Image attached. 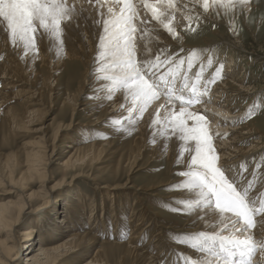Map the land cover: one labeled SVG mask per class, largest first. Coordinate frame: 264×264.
Segmentation results:
<instances>
[{
	"label": "rangeland",
	"instance_id": "1",
	"mask_svg": "<svg viewBox=\"0 0 264 264\" xmlns=\"http://www.w3.org/2000/svg\"><path fill=\"white\" fill-rule=\"evenodd\" d=\"M208 4L209 7L205 9L204 0H196L194 4L181 6L183 11L173 9L169 16L176 17L177 25L171 28V32L167 29L161 34L164 37L163 42L160 43L162 46H154L156 53L151 60L155 59L157 53L168 54L170 59L176 58L177 61L179 57L186 58L191 55L194 67L186 70L190 77V86L193 82L200 85L202 81L210 80L215 75V83H212L204 93L206 97H209L214 86L222 84L246 89L248 94L237 98L236 101L238 106L235 109L246 113L239 119L237 125L248 123L264 134V0H251V5L246 6L240 1L228 3L222 0H209ZM77 9L74 13L76 15L79 14L77 12H81L79 7ZM98 26H88L89 30L87 28L82 32L68 31L71 32L67 33L68 40L74 39L73 43L90 46L89 49L96 54L88 57L86 51L81 58L74 59L76 68L70 72L68 66L71 61H65L58 72L59 79L55 84L48 78L53 74L52 68L47 64L41 66L36 55L42 52L44 61L50 62L49 64L57 60L61 50L58 38L45 33L37 40L40 41L39 47L30 48L25 52L22 44L13 46L5 31L4 23L0 21V61L6 63L9 61L8 64L11 65L15 63L17 67H15L16 71L7 74L9 78H0V92L3 94L1 97L4 98V104L0 105V114L3 115V119L5 117L3 120L0 116V201L24 202L15 227L20 238L25 236V231H31L33 228L29 233L33 236V244H37L39 232L53 233L54 235L50 236L52 241H58L76 227L82 232L90 223L96 227L94 232L100 231L105 235L109 233L106 237L109 241H112L113 237L111 232L117 229L119 236L116 240L126 243L131 225L136 222L134 218L142 213L143 205L148 206L149 209L144 210L143 220V227H146L147 231L139 237V247L146 245L145 249L148 248V252L160 257L161 264H184L185 257L189 258V264L193 260L196 264H200L197 254L194 253L198 250H193L191 247L194 242L193 236L200 231L212 232L219 229L196 228L193 222H188L186 218L192 212L193 206L187 200L179 198L178 192L183 189L182 183L179 187H173L177 184V179L182 177L178 173L187 169L190 161V142L181 141L179 135L174 134L173 128L168 129L165 125L160 126V131L156 130L154 128L156 122L151 123L146 132L139 134L124 126L125 121L115 118L114 113L108 115L103 110H95L94 115L88 116L90 112L85 113L80 110L82 105L79 103L76 104L74 115L71 101H66L82 84L86 69L88 75L85 78L89 86L87 84L85 89H90L92 86L90 82L93 80L92 76L99 74V79L104 80L103 77L110 74L102 70L103 57L96 59ZM172 54H175V57ZM229 63H233L231 67H228ZM26 66H30L38 74L35 84L42 90L37 96L39 99H35L36 103L29 97H27L29 101L25 98L28 82L31 81V74L25 72ZM227 69L229 71L225 72ZM197 73L201 74L202 81L196 80ZM5 82H10V87L3 88ZM199 91L204 90L198 87V94ZM185 93L189 94L187 90H183V94ZM180 94L181 89L178 86L175 95ZM84 97L86 95L81 98ZM204 98L200 97L199 101L191 106L200 104L202 100L209 104ZM209 98H213V95ZM30 102H33V105H27ZM27 109L37 111L31 114L32 123L24 129L25 131L22 128L17 131L10 128L7 122H11L13 118L21 122L23 119L21 114ZM99 116L105 117L104 121L97 126L93 125L91 120ZM64 126H67L63 130L64 135L75 138L76 145L84 148L92 142L99 145L98 156L92 160L86 159L84 164L78 165L75 169H65L57 162L61 158L60 153L62 154L67 147L65 142L58 141L55 145L56 155L48 158L49 160H41L43 166L47 164V180L42 181L39 177L33 176L29 180L20 179L21 181L17 183L11 182L8 177L9 172H12L13 178H18L24 170L27 154L34 151L42 154L45 149H50L56 130ZM85 131L91 135H86ZM260 133H254L247 141L242 140L244 142L240 145L250 149L251 157L242 164L246 163L248 166L247 179L253 185L255 195L264 199L261 195L264 194V146L261 145ZM40 136H44V140H39ZM244 137L246 134H243ZM262 139L264 140V137ZM155 144H157L156 148ZM139 150L142 152L136 162L137 166L132 168L131 164L135 161L134 158ZM232 173L234 177L237 176V170H233ZM241 179L243 177L237 178V183H240ZM157 181L170 183L158 186L154 194H145L136 190L142 184ZM42 182L45 185L42 196L29 200L30 192L37 190ZM105 187L107 189H104ZM173 194L176 195L172 196ZM11 210L14 216L18 212L16 206ZM154 212H159L158 218L153 217ZM133 214L134 216L131 217ZM66 216L70 217L67 219L71 222L67 226L64 220ZM164 223L169 225V228H163L161 225ZM158 230L160 233L155 236ZM224 234L227 235L226 232ZM101 238L94 244L95 246H92L93 248L86 249L85 254L79 250L56 264H84L90 261L95 248L102 242ZM129 256L126 258L111 256L109 261L101 260L100 263H141L139 256L137 258ZM18 259L19 264L25 263L22 255Z\"/></svg>",
	"mask_w": 264,
	"mask_h": 264
},
{
	"label": "bare ground",
	"instance_id": "2",
	"mask_svg": "<svg viewBox=\"0 0 264 264\" xmlns=\"http://www.w3.org/2000/svg\"><path fill=\"white\" fill-rule=\"evenodd\" d=\"M222 1L228 3H230V1H240L241 3H244L245 6L251 5V0H222ZM129 2L133 6L137 14V19H135L133 22L137 29V32L135 33V37H134L137 47V59H141V58L152 59L153 54L156 53L154 46L161 45L160 43H162L164 40V37L161 36V34H164V31H166L169 28L173 29V27L177 25L175 19L176 17L171 18V16H169L170 13L173 11V9L182 10L183 6L194 4L196 3V0H171V4H169V0H129ZM66 3L68 6L74 8V12L72 17L70 18V21L62 22V34L60 36H56L58 38V43L61 44V46H59V48L61 47V50L59 52V56L57 60L49 64L50 62L44 61V54L42 52L36 55V59L40 61L41 66L47 64L50 65V67L52 68L51 73L53 74L48 78L52 79L55 84H57L59 79L58 72L62 68L65 61L68 62L71 61L69 62V66H68L69 67L68 71L70 72V71H74V69L76 68L74 59L81 58L83 53H85L86 51L88 53V57L89 56L91 57L93 54H96L94 51L89 49L90 46L85 47L82 43L81 44L73 43L74 39L68 40L69 38L67 33H71L68 31H72V30H75L76 32L86 31L88 26L96 25L94 21H96L97 19L109 18L108 16L109 7H112L114 11L118 13L120 8L122 7L123 0L120 4L115 3V0H66ZM146 3L156 7L159 10L158 13L154 14L151 8L145 7ZM210 4L212 3L210 2ZM78 7L80 8L81 12L80 11L77 12L79 14L76 15L74 13H76L75 9H77ZM98 12L104 13L105 14L104 17L102 18L98 17L97 15ZM101 32H102V24L98 26L97 34L100 35ZM71 35L72 34H70V37ZM37 46L38 47L40 46V41H37ZM95 49L96 51L100 50L99 36L97 39V45ZM8 62L6 63L0 61V78L3 77L9 78L7 74H10L12 71H16L17 67L15 63L14 65H11L10 63L8 64ZM232 64L233 63H229L228 67H231ZM228 69L225 70V72H228L229 71ZM25 72L28 73L29 75L31 74V81L29 80L30 82H28L29 86L26 89L27 95L25 98L29 97L31 101H35L34 103H36V100L39 99L37 96L38 94L41 93L42 90L41 88L37 87L35 84L38 74L30 66H26ZM87 72L88 69L84 71L85 77L86 75H88ZM98 75L92 76L93 80H90V82L92 83L90 89H85L87 84L89 86V83L87 82V79L83 76L84 79L82 80V84L79 86L77 91L74 93V95H72V97H70V99L69 98L66 99L67 102L71 101L72 114H74V111L76 109V104L79 103L80 105H82L80 110L84 111L85 113L90 112V115L88 116L94 115L95 110H103L108 115L114 113L113 116L115 118L122 119V121H125L123 122L124 126L132 129L133 131H136L139 134L146 132L148 129L147 127H149L151 123H155V122L156 124L154 128L156 130H159L160 126L164 127V125L168 129L173 128L172 124L169 122L168 119V111L174 108L175 111L178 113L179 107L181 106L179 101L178 102L176 100L168 101V99L165 96L161 95L159 99H153L149 101V103L145 106V110L142 114L136 113L133 109L130 108L131 102L129 99L125 98L124 91L122 89L119 90V88L109 91V89L111 88L110 81L100 80ZM43 83H45V81ZM10 85H11L10 82H5L3 88L10 87ZM87 90L90 91L87 92ZM247 94L248 93L246 92V89H243L241 87L232 88L228 84L227 85L222 84V85L214 86V88L211 89L210 95H213V98H209L210 95L209 97L208 96L206 97L205 94L202 96L203 98L205 96L204 99L209 101V104H206L202 100L200 104L197 103L198 105L190 106L188 108L189 111L198 113L205 117L206 124L204 126L207 128L210 136L212 137L213 146L218 155V163L220 165H225L229 167L231 169V173L233 170L236 171L244 160H247L248 158L251 157L249 156L250 149L240 145L242 142H244L242 140L247 141L250 139V137H253L254 133H260L258 129L251 127V125H249L248 123H244V124L241 123L242 125L240 126L237 125L239 119L243 118V116L246 113H244V111L242 112L235 109L238 106V103L236 101L237 98L241 96H245ZM1 95L3 94L0 92V98H1L0 105L4 104L3 101L4 98L1 97ZM83 95H86V97L81 98ZM183 95L184 97H186L185 99L189 98V94L185 93ZM124 103H126V105H124ZM164 104L168 105L167 109L162 107V105ZM27 105H33V102H30ZM36 111L37 110L27 109L23 111L21 114L23 118L21 122L15 121L13 118L11 122H7V123H9L8 125L10 128H14L16 131L19 128H22L24 130L29 126L30 123H32L30 122L31 121L30 117L31 114L35 113ZM100 117L101 116L97 117V119L95 120L93 119L91 120L93 122V125L97 126L99 123L104 121L105 117L104 118H100ZM221 124H226V125L223 126ZM4 125L6 127V123ZM4 125L2 126L3 128ZM66 127L67 126L60 127L56 130L57 133L54 136L53 144L50 149H45L47 148L45 147L44 148L45 150L42 154L41 153L38 154L37 151L29 152L27 154L26 160L24 161L25 164L24 170L21 171L18 178H13L11 176L12 172L10 171L8 174L9 180L11 182L13 181L17 183L22 179L29 180V178L33 176L39 177L40 179H42V181L47 180L46 179L47 164L43 166L41 160L42 159L47 160L48 158L56 155L55 145L56 143H58V141L65 142L66 143L65 146L69 148V149L66 148L62 152V154L60 153V155L59 153H57V155L61 156V158L58 159L57 163L58 165L64 167L65 169H75L78 165L84 164L86 159L92 160L93 158L98 156L99 145L95 144L94 142L87 145L86 148L80 145H76L77 141L75 138L64 135L65 133H63V130ZM84 129L87 130V128ZM8 130L10 131V129ZM85 132L86 135H91L88 131ZM164 132L166 131L164 130ZM243 134H246V137L243 138ZM262 137H264V134H261V139H260L261 145L263 147L264 140L262 139ZM38 138L39 140H44V136H40ZM185 143H187V141H185ZM258 143H260V141ZM156 145L157 144H155L154 146L155 148L157 147ZM141 152H142L141 150L137 152V156L136 158H134L135 161L133 162V164H131L132 168L137 166L136 162L138 161ZM249 171L251 173V170ZM184 179L186 178L180 177L177 179V182H180ZM169 183H170L169 181H164V182L157 181L151 184H142L141 186L137 187L136 190L143 192L145 194L146 193L154 194L158 186L162 184L169 185ZM44 187L45 185H43L42 182V184L37 190L31 191L29 194V200L30 198L41 197L42 196L41 193L43 192ZM104 189L107 188L105 187ZM174 195L176 194H173L172 196ZM178 195L179 198L187 200V202H189L193 206L192 212L189 214V216L186 219L188 222H193V225H195L196 228L201 227V229H219L220 227H222L218 223L219 217L213 215L210 212V210H206L203 205H201L199 208L196 207L197 197L195 196L194 193L190 191H186L183 188L181 189V191L178 192ZM23 203L19 201H11V200L0 201V264H19L20 261L18 258L20 257V255L23 256L25 262L24 264H56L57 262H59V260H63L64 257L68 256L69 254L70 255L74 254L79 250H82L83 254H85L86 252L84 251H86V249L89 250L92 246H95L94 244L97 243L101 237H102L101 238L102 242L99 246L95 248L94 253L91 256L92 259L90 261H86L84 264H104V263H100V261L101 260L109 261V259L112 258L111 256H121V258L122 257L126 258L129 255H130L129 257L134 256L136 258L139 256L141 260L140 264H161L160 257L148 252L147 251L148 248L145 249L146 245H143V247H139L138 245L139 237L142 236L147 231V228L143 227L144 226L143 220L145 216L144 210H148L149 209L148 206L143 205L144 210L142 211V213L136 219L134 218L136 222L131 225L129 237L126 243L123 241L116 240V238L119 236L118 231H116L117 229L111 232V235L113 237L111 239L112 241H109L106 238L109 233H106L105 235V233H102L100 231L94 232L93 230H96L95 229L96 227L95 225H92L90 223L88 226L84 228L82 232H80V230L78 231L76 227L72 232H69L68 234H66V236H64L62 239L58 241H52L51 237L53 233L47 231L42 234L41 232H39L37 239L38 242L37 244H33L32 243L33 236L32 234L31 236L29 235V233H31L33 228L31 231L30 230L25 231L24 232L25 236H23V238H20L18 237L17 234L18 230H16L15 227L17 226L16 221L18 220L19 214L21 213ZM14 206L18 208L17 210L18 212L17 214H15V216L11 210V208ZM159 215H160L159 212L153 213L154 218H158ZM133 216L134 214L131 217ZM67 218L70 217L66 216V218H64V220L66 221V226L68 223L71 224V222L68 221ZM132 220H130V222ZM71 226L73 227V224ZM161 226L165 229L169 228V225L165 223ZM92 231L94 233H92ZM135 231L138 232L136 233ZM159 233L160 230H158V232H156L154 235L158 236ZM226 233L227 235L229 234L228 232ZM247 234L253 235L254 238H256L257 240L264 239V217H257L255 219L253 229H249V232ZM44 238L45 239L48 238V239L44 240ZM21 242H23V244ZM194 253L197 254V252ZM197 259L201 261L203 257L200 256ZM254 262L255 264H264V252H260L258 249L256 256L254 257Z\"/></svg>",
	"mask_w": 264,
	"mask_h": 264
},
{
	"label": "snow or ice",
	"instance_id": "3",
	"mask_svg": "<svg viewBox=\"0 0 264 264\" xmlns=\"http://www.w3.org/2000/svg\"><path fill=\"white\" fill-rule=\"evenodd\" d=\"M121 2L115 0L117 4ZM145 7L151 8L154 14L159 11L151 4L146 3ZM208 7V0H204V8ZM73 12L74 8L68 6L66 0H0V21L13 46L22 44L25 52L36 49L37 40L45 33L60 36L62 22L70 21ZM97 15L102 18L105 14L98 12ZM108 16L94 23L102 24L96 59L102 56V70L110 72L103 77L111 83L109 91L122 89L125 98L131 102L130 108L141 114L149 101L159 99L161 95L168 101L180 102L178 113L174 108L169 110L168 119L174 134H178L181 141L190 142V161L187 169L178 173L186 179L173 187L182 183L184 190L197 197L196 207L203 205L210 210L219 217L218 223L222 226L218 231H200L193 236L191 247L198 250L197 258L203 257L200 264H255L257 250L264 252V239L257 240L247 233L257 217H264V199L255 195L253 185L247 179L246 163L238 167L236 177L229 167L218 163L212 137L204 126L205 117L188 110L215 83V75L202 81L201 74L197 73L196 80L202 83L196 85L193 82L190 86L186 70L194 67L191 55L179 57L178 61L163 53H157L154 60L137 59L134 38L137 29L133 23L137 14L129 0H123L118 13L109 7ZM168 30L171 32V28ZM178 86L181 94L175 95ZM198 87L204 91L198 94ZM183 90L188 91V99ZM162 107L167 109L168 105ZM239 177L243 179L237 183ZM225 232L229 234L225 235ZM184 264H189V258H184ZM191 264L196 262L193 260Z\"/></svg>",
	"mask_w": 264,
	"mask_h": 264
}]
</instances>
